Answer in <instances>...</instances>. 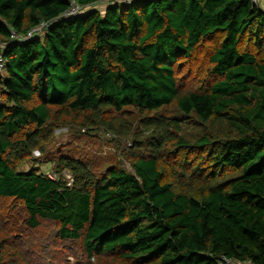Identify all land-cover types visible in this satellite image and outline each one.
Returning <instances> with one entry per match:
<instances>
[{
  "label": "trees",
  "instance_id": "obj_1",
  "mask_svg": "<svg viewBox=\"0 0 264 264\" xmlns=\"http://www.w3.org/2000/svg\"><path fill=\"white\" fill-rule=\"evenodd\" d=\"M103 1L0 0V264H264V0Z\"/></svg>",
  "mask_w": 264,
  "mask_h": 264
},
{
  "label": "rangeland",
  "instance_id": "obj_2",
  "mask_svg": "<svg viewBox=\"0 0 264 264\" xmlns=\"http://www.w3.org/2000/svg\"><path fill=\"white\" fill-rule=\"evenodd\" d=\"M263 0H261L262 2ZM108 3V0L103 1V3L96 4L94 6L95 9L103 10L105 9L106 5ZM70 121L69 124H65L64 122H61V125L56 123L57 126H63V128H59L55 130L54 138L55 141L50 143L47 147L46 152H43V154L37 150L34 151L33 156L35 158H39V160H47V155L51 156V154H58V153H73L76 156H89L93 155L92 161L102 160L104 165L108 164L107 158H109L111 155H116L118 151L112 147L110 144H104L105 139L103 138L102 142H98V138L93 137V130L91 128H85L86 130L83 131L80 121H78V125H74L76 121H73L74 119L69 118ZM73 125L80 129V133H77ZM98 133L96 134V136ZM49 150V151H48ZM126 163V160H124ZM53 165V164H52ZM52 165L48 162H45L41 165V170L48 172L49 174L52 173L51 168ZM39 166L38 164H35V161L29 160L26 163L22 164V169L27 171L32 169L33 167ZM68 178H71L69 173L65 171ZM61 259V258H57ZM67 263L71 264H83L84 256L81 254L78 255H68ZM94 260V259H93ZM66 263V264H67ZM57 264H61L57 262Z\"/></svg>",
  "mask_w": 264,
  "mask_h": 264
},
{
  "label": "built area",
  "instance_id": "obj_3",
  "mask_svg": "<svg viewBox=\"0 0 264 264\" xmlns=\"http://www.w3.org/2000/svg\"><path fill=\"white\" fill-rule=\"evenodd\" d=\"M252 3L254 5H258L260 6L261 0H252ZM80 11V7L72 4L71 9L66 13L67 16H75L78 12ZM46 25L49 24H42L41 26L34 28L33 30H31L30 32H28L27 34H19L16 31H12V38L14 40H18V41H26L27 39H29L34 32L36 31H40L42 30ZM4 57L3 54L0 52V69H2L4 67ZM67 264H71V263H67ZM218 264H256L255 262H253L250 259H235V258H231L227 255H221L218 258Z\"/></svg>",
  "mask_w": 264,
  "mask_h": 264
}]
</instances>
